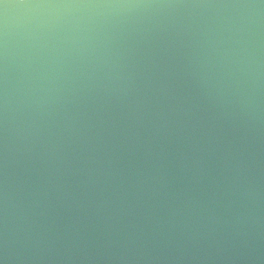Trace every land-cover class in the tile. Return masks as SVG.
<instances>
[{
  "label": "water",
  "instance_id": "obj_1",
  "mask_svg": "<svg viewBox=\"0 0 264 264\" xmlns=\"http://www.w3.org/2000/svg\"><path fill=\"white\" fill-rule=\"evenodd\" d=\"M87 2L0 0V264H264V0Z\"/></svg>",
  "mask_w": 264,
  "mask_h": 264
},
{
  "label": "clouds",
  "instance_id": "obj_2",
  "mask_svg": "<svg viewBox=\"0 0 264 264\" xmlns=\"http://www.w3.org/2000/svg\"><path fill=\"white\" fill-rule=\"evenodd\" d=\"M21 8H43V7H84L91 6L87 0H19L17 5ZM7 8L8 5H5Z\"/></svg>",
  "mask_w": 264,
  "mask_h": 264
}]
</instances>
